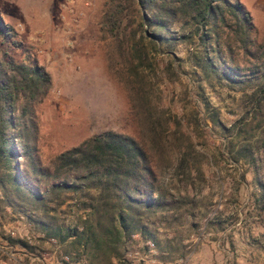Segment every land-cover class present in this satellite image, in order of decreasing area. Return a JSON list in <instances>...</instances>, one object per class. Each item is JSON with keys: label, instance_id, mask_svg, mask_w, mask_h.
<instances>
[{"label": "rangeland", "instance_id": "rangeland-1", "mask_svg": "<svg viewBox=\"0 0 264 264\" xmlns=\"http://www.w3.org/2000/svg\"><path fill=\"white\" fill-rule=\"evenodd\" d=\"M104 2L0 0V20L9 29L10 41L19 45L18 49L8 46L9 55L17 62L34 64L49 79L42 101L34 106L36 157L42 167L59 153L107 131L129 136L146 149L124 82L135 62L126 44L117 56L116 43L100 31ZM238 2L250 16L252 38L260 43L264 0ZM179 27L175 23L161 31L164 38L175 40L158 44L157 51L143 41L147 55L137 73L147 103L179 120L182 139L188 137L192 150L202 156L204 182L187 188L191 205L177 213L151 215L148 227L158 249L134 235L124 243L120 261L113 264H264V195L246 160L233 161L237 148L256 141L258 131L246 114L239 88L206 79L194 65L201 45L195 36L184 39L188 29ZM168 55L175 58L170 67ZM235 58L241 66L247 65ZM165 145L171 155L158 162L155 174L174 194L182 186L172 178L166 160L173 151ZM254 156L257 161L264 159L261 150ZM257 165L264 169V161ZM66 195L64 203L47 215L54 217V225L73 227L84 212L78 194ZM46 220L40 211L0 204V264H73L64 254L72 252L70 248L64 250L44 237L39 224Z\"/></svg>", "mask_w": 264, "mask_h": 264}, {"label": "trees", "instance_id": "trees-1", "mask_svg": "<svg viewBox=\"0 0 264 264\" xmlns=\"http://www.w3.org/2000/svg\"><path fill=\"white\" fill-rule=\"evenodd\" d=\"M175 23L180 30L188 29L184 39L195 36L200 43L194 65L202 75L220 86L239 88L259 138L239 146L233 161L246 160L264 195V169L257 165L264 159L253 157L261 150L264 158V39L254 41L250 16L238 0H105L100 31L116 43L117 56L126 44L135 62L134 73L128 71L124 82L146 149L129 136L107 131L59 153L47 167L36 157L34 106L42 101L49 79L34 64L17 62L9 55L7 47L19 45L10 41L9 29L0 20V204L42 212L48 219L39 224L44 237L64 250L70 248L72 252L64 254L73 264L117 263L124 243L134 235L158 249L148 227L151 215L177 213L191 205L187 188L204 182L202 156L192 150L188 137L182 139L179 120L147 103L137 73L147 55L143 41L157 51L158 44L175 40L161 33ZM235 55L247 65L238 64ZM169 56L167 67L175 61ZM166 143L173 151L166 162L172 178L182 186L174 194L155 174L158 162L171 155ZM67 193L78 194L83 216L73 227L54 225V217L47 214L64 203Z\"/></svg>", "mask_w": 264, "mask_h": 264}]
</instances>
